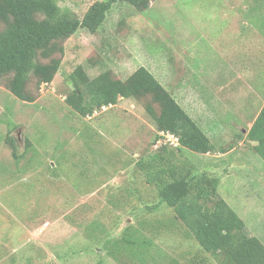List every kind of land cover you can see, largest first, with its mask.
Segmentation results:
<instances>
[{"label": "rangeland", "instance_id": "1", "mask_svg": "<svg viewBox=\"0 0 264 264\" xmlns=\"http://www.w3.org/2000/svg\"><path fill=\"white\" fill-rule=\"evenodd\" d=\"M56 1L83 17L98 0ZM64 46L34 102L0 86V264H219L141 166L169 140L162 165L219 177L218 196L264 242V158L247 138L264 106V0H151L144 11L118 1L98 30ZM79 66L121 80L147 67L213 150L160 141L134 97L81 115L66 101Z\"/></svg>", "mask_w": 264, "mask_h": 264}, {"label": "trees", "instance_id": "2", "mask_svg": "<svg viewBox=\"0 0 264 264\" xmlns=\"http://www.w3.org/2000/svg\"><path fill=\"white\" fill-rule=\"evenodd\" d=\"M118 1L144 11L151 0H98L83 17L62 8L56 0H0V86L5 85L21 100L34 102L42 84L51 83L60 70L65 41L81 28L98 30ZM70 79L73 85L66 101L81 115L91 116L97 109L116 105L120 97H134L143 100L163 132L157 135L160 141L167 133L177 138L178 151L186 148L205 154L213 150L206 132L145 66L127 80L115 78L110 71L91 78L79 66ZM239 135L242 137L243 132ZM247 138L256 142L253 148L264 158V106ZM8 140L15 141L12 135ZM169 143L141 164L146 166L148 182L158 186L163 203L174 207L178 220L186 225L203 253H211L219 264H264V242L250 235L245 221L218 196L219 177L192 174L190 169L184 173L175 164L162 165L163 161L171 163L174 156L175 151L166 146ZM165 151L167 154H162ZM167 173L170 178H166ZM195 261L205 262L197 257Z\"/></svg>", "mask_w": 264, "mask_h": 264}, {"label": "built area", "instance_id": "3", "mask_svg": "<svg viewBox=\"0 0 264 264\" xmlns=\"http://www.w3.org/2000/svg\"><path fill=\"white\" fill-rule=\"evenodd\" d=\"M172 137L174 138V136L172 135ZM176 138V137H175ZM170 141V140H169ZM176 141H177V138H176Z\"/></svg>", "mask_w": 264, "mask_h": 264}]
</instances>
